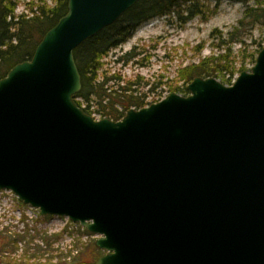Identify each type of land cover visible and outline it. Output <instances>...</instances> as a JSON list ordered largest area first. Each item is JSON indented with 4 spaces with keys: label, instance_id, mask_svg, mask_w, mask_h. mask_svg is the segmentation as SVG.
I'll list each match as a JSON object with an SVG mask.
<instances>
[{
    "label": "water",
    "instance_id": "1",
    "mask_svg": "<svg viewBox=\"0 0 264 264\" xmlns=\"http://www.w3.org/2000/svg\"><path fill=\"white\" fill-rule=\"evenodd\" d=\"M139 1L68 0L0 79V190L98 236L94 264H264V47L120 120L75 101V50Z\"/></svg>",
    "mask_w": 264,
    "mask_h": 264
},
{
    "label": "trees",
    "instance_id": "2",
    "mask_svg": "<svg viewBox=\"0 0 264 264\" xmlns=\"http://www.w3.org/2000/svg\"><path fill=\"white\" fill-rule=\"evenodd\" d=\"M51 1L54 3L53 6L48 4V0L30 1L25 7L27 14L16 15V7L20 0H0V79L4 78L16 64L31 59L47 31L67 13L68 0ZM213 1L217 9L222 0ZM230 1L243 3L245 11L232 30L226 33H217L216 30L212 33V38L219 41L217 48L224 52L206 56L198 64H190L180 69L179 76L186 86L171 87L172 92L187 95L189 93L187 84L195 77H214L224 84L231 85L237 73L247 71L246 58H250L251 64L255 63L257 54L264 47V42H260L262 40L255 42L256 48L244 55L239 68L233 57L232 46L236 43L243 45V32L248 27L264 25V0ZM208 13L210 9L202 0H140L137 2L115 23L83 42L75 50L74 57L82 79V89L75 95L77 104L90 115L97 113L101 118L113 120H120L131 108L139 109L148 105L147 95H139L138 89L134 88L140 82L124 81L116 73L108 75L107 71L103 70L104 59L111 51L125 44L140 26L155 16L169 19L174 17L181 24H186L195 17H204ZM135 55H137L135 51H130L121 60L127 62ZM21 220L25 223L27 217ZM26 225L20 233L22 236L15 235L22 238L20 241H25L26 237L34 238L31 233L33 229L28 223ZM11 236L13 234L9 227L0 230V264H37L34 260H41V257L48 252V246L52 245V241L49 243L47 240L52 235L49 236L46 233L43 235L42 242L48 246L42 247L28 240L26 248L22 251L23 255L20 256L22 260L14 263L11 257L17 250H8V247L9 244L17 247L19 241L9 240ZM27 260H32V263L25 262Z\"/></svg>",
    "mask_w": 264,
    "mask_h": 264
},
{
    "label": "rangeland",
    "instance_id": "3",
    "mask_svg": "<svg viewBox=\"0 0 264 264\" xmlns=\"http://www.w3.org/2000/svg\"><path fill=\"white\" fill-rule=\"evenodd\" d=\"M30 1L36 0H20L16 15L27 14L25 7ZM202 1L208 6L210 13L204 17L197 16L186 24H181L174 17L169 19L155 16L150 19L140 26L125 44L110 52L104 59L103 70L107 71L108 75L119 74L124 81H139L140 84L134 88L138 89L139 95H147L148 103L168 96L172 92L171 87L186 86L179 76L180 69L190 64H198L206 56L223 53L224 51L217 48L219 41L212 38V33L216 30L217 33L232 30L245 11V5L240 2L222 0L216 9L213 0ZM48 4L54 5L51 0H48ZM242 39L243 45L236 43L232 46L238 68L244 55L256 48L254 43L260 40L261 43L264 42V25L248 27L243 32ZM130 51H135L137 55L127 62L121 60ZM245 61L246 70L249 71L253 64L250 58ZM239 74L237 73L235 78ZM94 115L97 119L101 118L97 113ZM25 217L27 220L23 223L21 219ZM27 223L33 229L31 233L34 238L26 237L25 241H20L22 238L15 235L22 236L20 233ZM6 227H9L13 234L9 240L19 241L17 247L11 244L8 247V250H17L11 257L14 263L22 260L20 256L23 255L22 251L26 248L28 240L42 247L47 245L42 242L45 233L52 235L47 239L49 243L52 241V245H47L48 252L41 260H34L37 264H94L105 254L94 245L98 236L89 233L80 224L73 223L63 216H42L39 210L21 203L11 191L0 190V230ZM54 234L58 236H53ZM50 257L52 259H49ZM25 262L32 263V260Z\"/></svg>",
    "mask_w": 264,
    "mask_h": 264
}]
</instances>
